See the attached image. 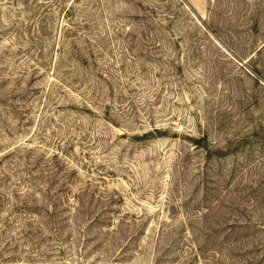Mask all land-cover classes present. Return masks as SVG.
Here are the masks:
<instances>
[{
  "label": "rangeland",
  "instance_id": "1",
  "mask_svg": "<svg viewBox=\"0 0 264 264\" xmlns=\"http://www.w3.org/2000/svg\"><path fill=\"white\" fill-rule=\"evenodd\" d=\"M0 264H264V0H0Z\"/></svg>",
  "mask_w": 264,
  "mask_h": 264
}]
</instances>
